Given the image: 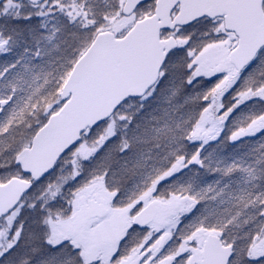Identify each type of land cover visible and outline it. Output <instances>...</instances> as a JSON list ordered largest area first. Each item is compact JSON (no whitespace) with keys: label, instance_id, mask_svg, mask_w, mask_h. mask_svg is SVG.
Segmentation results:
<instances>
[{"label":"snow or ice","instance_id":"1","mask_svg":"<svg viewBox=\"0 0 264 264\" xmlns=\"http://www.w3.org/2000/svg\"><path fill=\"white\" fill-rule=\"evenodd\" d=\"M0 264H264V0H0Z\"/></svg>","mask_w":264,"mask_h":264}]
</instances>
